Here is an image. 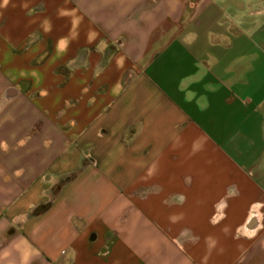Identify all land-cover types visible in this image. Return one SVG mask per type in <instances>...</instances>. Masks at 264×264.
Returning <instances> with one entry per match:
<instances>
[{"label":"crops","instance_id":"crops-1","mask_svg":"<svg viewBox=\"0 0 264 264\" xmlns=\"http://www.w3.org/2000/svg\"><path fill=\"white\" fill-rule=\"evenodd\" d=\"M156 12L0 0V264H264V0Z\"/></svg>","mask_w":264,"mask_h":264},{"label":"rangeland","instance_id":"rangeland-1","mask_svg":"<svg viewBox=\"0 0 264 264\" xmlns=\"http://www.w3.org/2000/svg\"><path fill=\"white\" fill-rule=\"evenodd\" d=\"M190 1H192V0H189V2ZM150 4H152V5H156V10H157V12L156 13H158V14H162V13H160V12H158V9H159V5H163V0H150ZM174 7H175V5H174V2H172V8H173V11H174ZM174 13V12H173ZM173 13H172V15H173ZM191 14H194L193 12H191L190 11V13L188 12V18H190V15ZM166 17H168V16H166ZM173 18V17H172ZM175 23V21H173V24ZM174 30V29H173ZM122 40V39H121ZM120 40V41H121ZM123 41V40H122Z\"/></svg>","mask_w":264,"mask_h":264}]
</instances>
